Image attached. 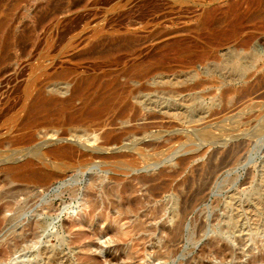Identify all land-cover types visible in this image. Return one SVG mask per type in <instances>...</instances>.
<instances>
[{"label":"rangeland","instance_id":"374dc122","mask_svg":"<svg viewBox=\"0 0 264 264\" xmlns=\"http://www.w3.org/2000/svg\"><path fill=\"white\" fill-rule=\"evenodd\" d=\"M220 4L217 15L225 11ZM212 6L0 0V134L8 144L1 149L23 152L0 153V207L7 217L18 208L26 213L16 229L1 225L0 264H80L74 249L81 244H91L87 254L97 257L89 264H264V20L212 18ZM236 25L237 36L221 35ZM159 66L163 75L127 82L132 72ZM85 76L96 80L80 84ZM176 80L182 91L172 95L166 83ZM112 98L92 120L66 122ZM86 99L93 100L90 109L81 108ZM205 126L210 136L192 134ZM107 132H128L105 152L123 154L117 165L96 161L84 170L74 162L78 167L60 171V162L49 160L43 170L57 175L46 187L10 180V166L41 167L44 151L67 141L88 144ZM59 134L66 140L56 144ZM115 186L130 190L131 211L111 204L125 202L109 194ZM45 206L51 208L44 213ZM38 220L44 223L38 243L5 255L25 225ZM46 248L61 257H45ZM144 255L158 259L146 262Z\"/></svg>","mask_w":264,"mask_h":264},{"label":"bare ground","instance_id":"6f19581e","mask_svg":"<svg viewBox=\"0 0 264 264\" xmlns=\"http://www.w3.org/2000/svg\"><path fill=\"white\" fill-rule=\"evenodd\" d=\"M207 1L210 5H213L212 6L213 9H211V12H209V14L212 18H233V22H235L237 20V18H239V19L240 18H262L264 20V0H207ZM120 3H121V1H120ZM220 3L224 4L225 8H223V9H225V11H223L222 15H217L216 12L219 9H221ZM128 5H130V3ZM230 22H231V20H230ZM239 30H240V28H238L236 25L232 29L230 28V29H226V30H220V32H221V35H222V32L224 31V33L226 35H228L230 37H235L238 35ZM214 32L219 33V28L216 24H214ZM101 33H103V32H101ZM129 39H130V37H129ZM175 44H177V43L175 42ZM216 44H217V42H216ZM112 46H114V45H112ZM103 48H105V47H103ZM163 52H164V50H163ZM157 60H159V59H157ZM161 67L162 66H159V67L153 68V69L144 68V69L138 70L137 72H132V74L128 75L127 82L131 81L132 78H137L139 80H150L153 74L161 76L164 73L163 71H165ZM95 80H96V77H94V76H85L81 79L80 84L81 83L90 84V83H93V81H95ZM114 83L119 85L118 80L114 81ZM166 84H169V87H168L169 90L168 91L172 95H178L182 91V89H179V87H178L180 84L178 82V80L167 81ZM103 87H104V85H103ZM29 88L30 87L28 85L26 90L28 91ZM63 90L64 89L62 87H58V91L62 92ZM135 92H136V90H135ZM131 94H132V92H131ZM109 98H111V96ZM77 99H78V94H75L72 98L67 100L68 106L73 107L74 103L76 102ZM112 101H113V98L108 99V101L107 100H105L104 102L102 101L103 105H101V110H98L96 112L91 110V111L82 112V113L77 114V115L71 114L66 118V122L74 126L75 124L85 122L87 120H92L93 118L98 116L102 110L110 107L112 105L111 104ZM92 104H93L92 99L83 100V102L81 104V108L86 107V109L87 108L90 109V106ZM30 112L32 114L35 113V105H32L29 107V113ZM112 123H114V122H112ZM208 127H211V126H208ZM208 127L205 126L201 130H194V132H192V134H194L197 131L200 134H202V136H210L211 131L208 129ZM263 128H264V126H263ZM3 134H0V153H2V152L8 153L11 151V153L13 152V156L22 155L23 152H21V150L19 148L14 147V148H11L9 150H2L1 149L4 144L6 146H8V144L5 143V140L3 138ZM64 135H66V134H62L58 138L56 137L57 139L54 140V142H56V144H57L58 142L65 141L66 138ZM124 135H128V132L122 133V134H113L112 132H107V133H104L101 137L96 135L93 139L87 140L88 144H86L85 142L84 143L83 142L82 143H79V142H74V143L72 142L71 143L69 141H67L66 144H64V143L59 144V145L55 146L54 148H50V149L44 151L42 153V155H40L39 159H40V162L42 164L41 167H35V163L32 161H27L24 164H17V165L15 164L13 166H10L8 168L10 180L12 182L23 181V182H26L28 184H33V185L36 184L40 187H46L52 181V179L56 178V175H57L56 172L53 173V172L43 170L42 166L43 167L45 166L47 168L49 167V164H48L49 160H50L49 162H52V163L59 161L60 164L57 166L58 168H56V169H58L60 171H63V170L65 171L66 170L65 168L67 167V165L72 164L74 162L80 163L77 165L84 164V166H86V165L89 166V164L95 163L96 161L98 162V164H105L106 166L107 165H117L119 163L118 162L119 158L121 159L124 157L123 154L113 152V153H109V155H106L105 152L110 151V150H114V149H111V147L113 145H116L117 142L120 141V139ZM51 141H50V143H51ZM47 143H49V142H44L43 144H47ZM138 147H140V146H138ZM131 148L137 149L136 145H133L132 147H130V149ZM29 150H30V148H29ZM131 150H133V149H131ZM138 150H140V148H138ZM34 153H35V150H34ZM75 163L73 166L78 167L77 165H75ZM88 166H86L85 168L83 167L84 170ZM70 167L71 166H69V168ZM80 168H82V167H80ZM124 177H125V180H127L126 178L128 177V175H125ZM127 189L128 188H126V187L119 188V186H115L112 188V190H110V193H109L110 195H116L118 197H122L123 200L125 201V202L120 203V204L116 203V202H111V204H115V208H116V204H117V206L120 210L119 212H121V213H126L127 210L131 211L132 203L130 200H128L129 195H130V190H127ZM87 196L89 199H92L94 197V191L90 190L88 192ZM91 205L93 208H95L97 206V202L92 201ZM50 206H51V204H50ZM50 208L51 207H49V206H45L42 208V210H44V213H45V211L49 210ZM105 208L107 209L108 206H106ZM4 212H5V207L1 206L0 207V227L3 224H7V225L12 224L13 225L12 227L14 229H16V226H18V224H20V221L23 218V216L26 215V213L22 212V210L20 208L14 209V214L11 217H7L4 214ZM108 219H110L109 215L102 214V220L103 221H107ZM41 228H42V232H39V229H41ZM43 228H44V223L41 220H38L35 223H27L25 225L24 229H22L21 232L19 233L18 237H15V240L12 241L13 243H11L8 246V248L6 249V251H4L5 255L16 253L24 245V243L27 241H33L35 244L38 243L37 241H38L39 237L44 232ZM110 229H111L110 226H108V227H106L105 230L110 231ZM79 233L82 234V232H79ZM119 233L120 232L118 230H116V233H113L114 237H117ZM81 236L87 237V238L89 237L88 234H84ZM249 237H250V240H252V242H254V245H256L257 241H256L255 237L253 235H250ZM117 240L120 241V238H117ZM66 243L71 244L69 241H66ZM262 246L264 247L263 244H262ZM91 247H92L91 244H81L80 250L75 251V249H74V252L76 253V256H77V260L79 261L80 264H89V262L91 260H97V257H95V256L93 257V256H90L89 254H87L91 250ZM81 251H84L85 253H82ZM42 253L45 257L53 258V260L57 259V257H61L60 256L61 254H59L58 252H55L53 249L50 250L49 248L44 249V251ZM108 256H109V259H108L109 262L115 261V257H113L111 255H108ZM2 257H4L3 253L0 254V258H2ZM149 258L153 259V261H157V259H158L156 257H151V256H147V255L143 256V259L146 262L148 261ZM260 260H261V262L264 261V259L262 257L260 258ZM257 262L258 261H255L256 264H257Z\"/></svg>","mask_w":264,"mask_h":264}]
</instances>
